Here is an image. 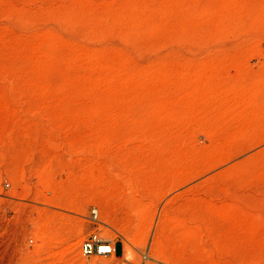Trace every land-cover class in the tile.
Here are the masks:
<instances>
[{
	"label": "rangeland",
	"instance_id": "374dc122",
	"mask_svg": "<svg viewBox=\"0 0 264 264\" xmlns=\"http://www.w3.org/2000/svg\"><path fill=\"white\" fill-rule=\"evenodd\" d=\"M0 264H264V0H0Z\"/></svg>",
	"mask_w": 264,
	"mask_h": 264
},
{
	"label": "built area",
	"instance_id": "2783aa9c",
	"mask_svg": "<svg viewBox=\"0 0 264 264\" xmlns=\"http://www.w3.org/2000/svg\"><path fill=\"white\" fill-rule=\"evenodd\" d=\"M103 247L105 248L104 250ZM110 247L112 246H110L109 244L97 245V244L84 243L83 251L86 255H91L94 253L95 255L108 256L111 253Z\"/></svg>",
	"mask_w": 264,
	"mask_h": 264
},
{
	"label": "bare ground",
	"instance_id": "6f19581e",
	"mask_svg": "<svg viewBox=\"0 0 264 264\" xmlns=\"http://www.w3.org/2000/svg\"><path fill=\"white\" fill-rule=\"evenodd\" d=\"M92 215H94L93 217L94 218H96V214L94 213V212H92ZM94 242V243H93ZM93 242H85V243H90V244H97V245H99V244H103V245H105V244H109L110 246H112L109 242H103V241H93ZM84 244V243H83ZM83 244H82V246H81V255L83 256V257H90V256H94L95 254L93 253V254H91V255H86L85 253H84V251H83ZM105 248L103 247V250H104ZM110 250H111V253L108 255V256H112V255H115V249H114V246H112V247H110ZM124 258H125V260H129L130 259V250H129V248H128V246H125L124 247ZM95 256H99V257H108V256H100V255H95ZM13 263V262H12ZM16 263V262H15Z\"/></svg>",
	"mask_w": 264,
	"mask_h": 264
},
{
	"label": "crops",
	"instance_id": "0c3cea01",
	"mask_svg": "<svg viewBox=\"0 0 264 264\" xmlns=\"http://www.w3.org/2000/svg\"><path fill=\"white\" fill-rule=\"evenodd\" d=\"M114 249H115V247H114ZM115 253H116V249H115Z\"/></svg>",
	"mask_w": 264,
	"mask_h": 264
}]
</instances>
